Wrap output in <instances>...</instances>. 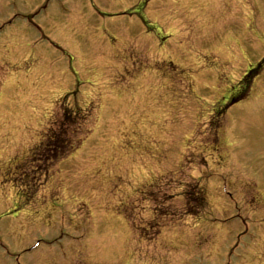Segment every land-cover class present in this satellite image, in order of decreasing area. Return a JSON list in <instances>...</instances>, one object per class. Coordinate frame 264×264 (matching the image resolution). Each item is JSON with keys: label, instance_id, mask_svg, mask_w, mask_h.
<instances>
[{"label": "rangeland", "instance_id": "rangeland-1", "mask_svg": "<svg viewBox=\"0 0 264 264\" xmlns=\"http://www.w3.org/2000/svg\"><path fill=\"white\" fill-rule=\"evenodd\" d=\"M0 264H264V0H0Z\"/></svg>", "mask_w": 264, "mask_h": 264}, {"label": "trees", "instance_id": "trees-1", "mask_svg": "<svg viewBox=\"0 0 264 264\" xmlns=\"http://www.w3.org/2000/svg\"><path fill=\"white\" fill-rule=\"evenodd\" d=\"M203 202H204V201H203V199H202V203H203ZM187 204H189V203L187 202L186 205H187ZM199 206H200V205H199Z\"/></svg>", "mask_w": 264, "mask_h": 264}, {"label": "bare ground", "instance_id": "bare-ground-1", "mask_svg": "<svg viewBox=\"0 0 264 264\" xmlns=\"http://www.w3.org/2000/svg\"><path fill=\"white\" fill-rule=\"evenodd\" d=\"M136 171H138V170L136 169Z\"/></svg>", "mask_w": 264, "mask_h": 264}]
</instances>
